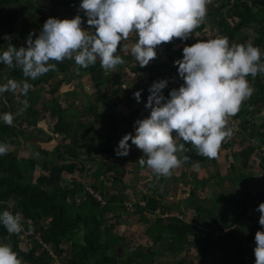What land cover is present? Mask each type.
Wrapping results in <instances>:
<instances>
[{"label":"trees","instance_id":"1","mask_svg":"<svg viewBox=\"0 0 264 264\" xmlns=\"http://www.w3.org/2000/svg\"><path fill=\"white\" fill-rule=\"evenodd\" d=\"M80 2L0 0V48H6L8 43L22 46L30 32L34 39L49 17L63 19L80 14L84 19L83 26L90 29L86 23L87 17L79 9ZM207 9L203 23L187 39L190 45L203 40L199 33H205L207 26H210L212 31H218L219 36H227L231 44L251 42L258 46L261 61H264V0H210ZM24 17L28 21H24ZM5 34L8 39H5ZM118 54L124 62L113 71L103 69L99 59L87 68L76 65L72 59H65L56 62L55 70H50L36 80L28 78L32 87L26 97L19 91H6L0 95V113L15 114L23 108L21 101L25 98L28 100V107L14 116L12 125L0 121V142L15 145L20 135L25 133L19 119L28 126L36 127L43 111L55 119L53 129L44 133L45 140L57 141L53 149L41 147L32 156L21 155L17 150H8L6 154L0 155V211L7 209L13 213L20 212L23 225L20 233L12 234L0 225V243H10L26 264H57L62 257L65 259L60 264H154L157 250L141 245L131 250L132 246L125 241L126 237L115 232L121 224L119 218L127 213L140 215L141 221L149 225L146 230L148 236L177 257L169 264H195L192 260L186 262L185 257H180L188 249L195 250L200 259L198 264H208L209 258L215 264H255L254 237L257 230L264 227L259 224L261 213L257 210L258 205L264 202V153L258 150L259 146L264 145V73L258 72L255 77H247L254 91L227 121V126L233 129L232 121L235 120L245 133L239 139L241 149L233 151L235 161L230 164L227 175H222L219 170L216 173L220 182L226 179L238 181L242 186L241 194L235 198L222 197V200L229 202L227 207L220 205L221 199L217 197L210 199V206L201 198L194 200L195 205L191 209L196 217L193 220H185L182 215L175 214L164 218L160 214L172 213L175 205L164 203L163 195L156 186L151 188L152 194L142 195L144 204L134 202L136 205L132 211L127 204L131 196L126 193L127 186L123 179L126 170L121 159H134L133 165L139 169L146 165L142 167L137 162L136 158L143 152L135 145L131 146L127 156H117L115 153L119 140L133 130V117L129 118L119 111V105L137 102L129 94V89L124 87L122 77L127 67L140 72L137 75L139 78L147 74V81L139 84L148 116L150 110L145 104L153 82L168 80V85L162 90L166 97L171 89L181 85L169 76L177 73L170 67V62L181 59L182 51L179 41L173 38L161 53L157 46V57L144 67L138 63L137 66H130L134 57L129 53L118 50ZM84 76H88L85 80L94 84L96 91L88 93L74 90L68 92V98L61 96V87L70 82V78H77L80 82ZM0 78L3 82L8 78L24 79L20 69H10L3 64H0ZM45 86L50 96L41 101L39 88ZM17 95L19 99L14 102ZM92 132L97 134V139H85L86 134ZM31 137L27 136L26 139ZM229 139L221 147H229ZM255 141L259 145H255ZM185 146L187 151L178 153V156H188L184 162H216V158L209 159L199 154L190 143ZM254 153L259 155L257 165L253 159ZM111 155L116 159L108 161ZM91 163L96 166L94 170ZM38 168L42 173L35 179L34 173ZM253 171H256V175ZM109 172L114 174V189L104 183L110 176ZM89 174L92 178L90 184L85 182ZM65 175L70 176L68 180L64 179ZM256 180L259 181L255 190L252 183ZM184 183L192 185L190 192L194 196L199 195L195 185L205 189L212 184L207 178L186 179ZM178 212L182 214V210ZM236 222L238 224L234 225ZM28 230H32V233L26 234ZM68 238L71 239V250L66 253L63 243ZM27 239L31 241L30 246L27 244V248H24L23 243ZM51 250L56 257L50 253Z\"/></svg>","mask_w":264,"mask_h":264},{"label":"clouds","instance_id":"2","mask_svg":"<svg viewBox=\"0 0 264 264\" xmlns=\"http://www.w3.org/2000/svg\"><path fill=\"white\" fill-rule=\"evenodd\" d=\"M210 0H81L79 9L87 17V25L80 14L72 18L49 17L34 39L29 33L26 46L8 43L0 48V64L18 68L24 79L8 78L0 83V94L19 91L27 96L31 80L55 70L56 62L74 60L87 68L99 59L105 70L122 64L118 54L127 52L140 67L157 57V46L173 38L187 40L204 21ZM130 34L135 42L125 43ZM9 37L5 34V39ZM178 74L184 83L173 88L166 97L163 89L167 79L151 84L145 107L148 116L135 121V134L129 132L118 142L117 156H127L131 146L142 150L139 165L152 169L157 177L170 176L188 156H178L187 151L190 143L197 152L209 159L217 158L222 143L233 135L227 126L229 116L235 115L244 100L254 89L247 77L264 73L261 51L251 42L231 44L227 36L197 40L182 49ZM139 102L141 91L133 93ZM17 113H0V121L12 125ZM131 141V144L129 143ZM183 141V142H181ZM9 150L0 142V155ZM146 157V159H145ZM259 224L264 226V202L258 205ZM0 225L9 234L20 233L23 225L21 213L7 209L0 211ZM255 264H264V227L255 233ZM0 264H23L19 253L10 243H0Z\"/></svg>","mask_w":264,"mask_h":264},{"label":"rangeland","instance_id":"3","mask_svg":"<svg viewBox=\"0 0 264 264\" xmlns=\"http://www.w3.org/2000/svg\"><path fill=\"white\" fill-rule=\"evenodd\" d=\"M48 0H40V3H47ZM24 21H28V18L24 17ZM85 29H88L86 26H83ZM20 27L17 28L19 30ZM205 34V33H204ZM203 34V35H204ZM209 31L206 32V35H204V38L209 37ZM22 46H26V42H23ZM70 82L65 83L61 87V96L63 98H68L69 96V91H71L72 88L75 87L76 90H80L78 85L83 83V87L81 88L85 89V91H88L89 93L94 92V88H84L85 86H89L91 83L88 80H81L78 83L77 78H70ZM0 83H3V80L0 78ZM39 93H40V100L42 101L45 97H49V90L48 87H42L39 88ZM68 94V95H67ZM1 95V94H0ZM62 98L63 101H65ZM19 99V95H17L16 102ZM65 103V102H64ZM139 103V102H138ZM141 103V102H140ZM13 104V101L11 102ZM2 103L0 102V106ZM121 105H123L121 103ZM19 106H17L18 108ZM122 108V106H121ZM129 113V115H128ZM126 116H132L134 119L132 122H134L135 126V121L138 119H142L147 116V111L145 109H140L139 105H136L133 111L127 112L125 114ZM130 118V117H129ZM127 121L130 122L129 119ZM229 121V117L227 119ZM19 123L23 124L22 129L25 131L24 135H20L19 140L15 145L9 144V150H17L20 152L21 155L24 156H32L35 153L38 152L39 148H45L48 150L53 149V147L56 145L57 141H46L45 140V134L48 133L53 129V125L55 123V119H52L50 114L48 112L43 111L41 113L40 120L37 124V126H28L26 122H23L22 119H19ZM239 127V128H238ZM135 134V130H134ZM27 136H32L29 140H27ZM242 136H245V133L240 130V126H238L237 122H234L233 126V135L231 136V143L229 147H221L218 157L216 158V162H213L212 160H209L208 163H189V162H182L181 165L174 169L172 171V174L170 176H155L153 173V170L148 168L147 166L144 167L143 169H139L138 167L136 168L133 164L135 163L134 159H125L123 157L121 160H123V164H125L124 169L126 170V174L124 176V182L125 185L127 186L126 188V193L130 194L131 200L127 201V204L131 208V211L133 210L134 202L144 204L142 195L143 194H152L153 190L151 189L153 186L161 191L163 195V202L166 203L167 205H176L175 210L171 213H165V214H160V210H158L160 216L167 218L168 216H173L175 215H182L185 220H193L196 217V213L194 212L193 209H191L194 205L196 200V197H199L204 200V202L208 203V206L211 205L212 201L210 200L213 197H217L221 199L222 197H227L231 196L233 198L238 197L241 194L242 191V186L238 181H230L229 180H224V181H219L218 176H216L217 171L219 170L222 175H227L229 171V166L231 163H233L234 160V153L233 151L235 150H240L241 146L239 144V139H241ZM85 139L94 141L97 139V134L88 133L85 136ZM136 149V148H135ZM134 149V150H135ZM133 150V151H134ZM258 152V150H257ZM256 152V153H257ZM256 153L253 154V159L255 162V165H257V161L259 158V155ZM143 153H141L136 159H139ZM85 157V155H83ZM100 157V156H99ZM101 159H104L103 157H100ZM116 157L110 156L108 161H113L115 160ZM146 159V157H145ZM105 160V159H104ZM137 161V160H136ZM138 162V161H137ZM93 168H95L94 163L90 164ZM250 171V169H248ZM254 172V171H253ZM256 172V171H255ZM254 172V173H255ZM42 173L41 169L38 168V170L34 173V177H36ZM74 175H77L75 173ZM109 178H106L104 183L108 187H112L114 189V186L116 185V181L114 180L113 173H108ZM256 175V173H255ZM179 176L181 178L179 179ZM70 176L65 175L64 179L68 180ZM231 177L234 178V175L231 174ZM195 179H202V178H207L210 179L212 184L207 185V187L204 189L201 186H196V191L199 193L198 196H193L195 197L191 202H190V208H187L186 205L184 204V200L188 197L189 194H191L190 190L192 188V185H186L184 183V180L190 179L193 180ZM91 176L90 174L85 177V182L86 183H91ZM259 181V180H258ZM258 181L256 180L254 183H252L253 189H257ZM263 184V182H262ZM261 184V185H262ZM153 187V188H154ZM111 189V190H113ZM11 201L10 204H8V207H11ZM179 204V208L177 205ZM220 205L227 207L229 202H225L224 200H220ZM184 206V207H183ZM235 206V205H233ZM179 210H182V214L178 212ZM180 213V214H179ZM252 213V212H251ZM181 216V217H182ZM119 222H121L119 227L116 228L115 232L123 235L126 237V243L131 245V250H134L137 246L141 245L144 246L145 248L149 247L150 249L157 250L158 253L154 257L153 263H172L177 257H174L171 255L164 247L163 244H159L155 241H153L148 234L146 233V230H148L147 223L144 221H141L140 215L137 214H127L123 213L122 216L119 218ZM152 222V221H150ZM238 222H236L234 225H237ZM204 228V227H203ZM30 233H32V230H28ZM227 231V230H226ZM220 234V232H218ZM30 242L28 239L23 243V247L27 248L30 246ZM71 239L68 238L66 241L63 243V246L65 248L66 253L70 252L71 250ZM228 250V249H227ZM163 252V253H162ZM219 255V253H217ZM190 256V257H189ZM180 257H185L186 262L189 260H192L195 264L200 263V259L198 258V255L196 254L194 249H188L187 251H183L182 254H180ZM58 259V258H57ZM63 259L65 258H59V262L57 264L62 263ZM23 264H26L23 262ZM208 264H215L214 260L212 258L208 259Z\"/></svg>","mask_w":264,"mask_h":264},{"label":"crops","instance_id":"4","mask_svg":"<svg viewBox=\"0 0 264 264\" xmlns=\"http://www.w3.org/2000/svg\"><path fill=\"white\" fill-rule=\"evenodd\" d=\"M208 31L210 33L209 34V37L208 38H204L203 36L206 35V32H208ZM206 32H205V34L204 33H199V36H201L203 38V40L204 39H210V38H214L216 36H219L218 31L217 30H213L212 31V28L210 26H207V31ZM135 39H136V37L133 34H130L128 40L125 41V43H128L129 45H131L132 43L135 42ZM165 48H167V42H164V43H162L161 45L158 46V49H159V52L160 53ZM124 53H129V55H131L130 47H129V50L127 52H124ZM152 62H153V59L150 61V63H152ZM137 65L138 64L136 63L135 59L133 58V60L130 61V66H137ZM110 71H113V69H110ZM139 73L140 72H137V71H131L130 67H127L126 70H125V72L123 73L122 80H124V87H127L129 89V91H130L129 94L131 96H134L133 95L134 92L141 91V99H140L139 103L137 101V102H133L130 105H127L125 103H122L123 105H121V104L119 105V111H122L124 114H127V112L133 111L134 108L136 107V105H139V108L140 109H144L145 99L142 97V89L140 88L141 87V84H139V82H141V81H143V83L146 82L147 81V78H146L147 77V74L144 73L143 74V78H139V77H137V75ZM87 77L88 76H84L83 80H85ZM169 77H171V79H176V83H179V84H183L184 83L183 79L178 75V73H173V75H170ZM78 83H79V81H78ZM87 87H88V89L94 88V91H96V87H95L94 84H90L89 86H85L84 88H87ZM79 89H80V91H84L85 90V89L81 88V86L79 87ZM74 90H75V87L71 89V91H74ZM121 106H122V108H121ZM128 115H129V113H128ZM134 130H135V126H134V122H133V130H132V133L133 134H134ZM229 141L232 142L231 141V137H230ZM231 145H232V143H231ZM95 168H96V166H95ZM95 168H93L92 170H94ZM174 204H173V206H174ZM177 207L179 208L178 205H177Z\"/></svg>","mask_w":264,"mask_h":264},{"label":"built area","instance_id":"5","mask_svg":"<svg viewBox=\"0 0 264 264\" xmlns=\"http://www.w3.org/2000/svg\"><path fill=\"white\" fill-rule=\"evenodd\" d=\"M174 39H176V40L179 41L181 51H182V49H183V47H184L185 45H190V44L187 42V40H182V39H180V38H174ZM182 56H183V52H182ZM170 67L173 69V71H175V72L178 73V71H177V69H178V65H175V64H174V61H171V62H170ZM234 122H236V121H235V120L232 121L233 125H234ZM255 145H259L258 141H255ZM258 149H261V150L263 151V153H264V145L259 146ZM97 196H98L99 199H102V196H101L100 194H97ZM26 234H31V233H30L29 231H27ZM39 241H40V242H41L46 248L49 249V246H48V245H47L42 239L39 238ZM50 253H51L53 256L56 257L55 253H54L52 250L50 251Z\"/></svg>","mask_w":264,"mask_h":264},{"label":"water","instance_id":"6","mask_svg":"<svg viewBox=\"0 0 264 264\" xmlns=\"http://www.w3.org/2000/svg\"><path fill=\"white\" fill-rule=\"evenodd\" d=\"M195 197L192 194H189L188 197L183 201L184 204L186 205L187 208H190V202L194 199ZM197 199H200L199 197H196Z\"/></svg>","mask_w":264,"mask_h":264}]
</instances>
